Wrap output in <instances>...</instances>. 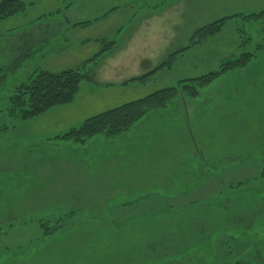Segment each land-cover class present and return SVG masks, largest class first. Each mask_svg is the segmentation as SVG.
Here are the masks:
<instances>
[{"label":"rangeland","instance_id":"1","mask_svg":"<svg viewBox=\"0 0 264 264\" xmlns=\"http://www.w3.org/2000/svg\"><path fill=\"white\" fill-rule=\"evenodd\" d=\"M24 1L26 10L0 19V264H264V116H258L264 107L251 101L264 100V11L250 12L255 18H227L222 31L203 46L192 45L185 54L179 48L171 69L132 87L137 88L133 93L147 96L179 86L241 52L254 54L248 65L262 63H254L258 74L246 75L254 80L235 83L232 71L231 79L226 77L228 71L195 96L180 91L166 107L149 109L144 127V116L136 121L131 128L139 127L142 134L159 122L164 126L156 132L166 133L170 124V134L160 138L157 149L170 158L163 156L146 172L171 186L130 187L124 177L92 185L89 169L107 148L122 149L126 133L78 143L60 135L83 121L56 130L62 118L87 105L84 87L72 107L55 106L28 119L9 115L8 106L18 86L37 70L77 67L85 50L111 43L114 53L128 43L123 17L145 9L141 4L148 0ZM162 1L164 29L177 19L183 34L193 21L188 0ZM216 15L201 21L194 15L191 28L195 32L218 20ZM66 20L88 27L72 30ZM81 38L87 39L83 45ZM218 82L225 83L219 91ZM211 98L224 101L209 112ZM175 117L192 128L195 142L181 138L184 126L176 125ZM135 134L140 136L137 129ZM118 165V158L104 157L100 175L122 176ZM121 181L125 186H116Z\"/></svg>","mask_w":264,"mask_h":264},{"label":"crops","instance_id":"2","mask_svg":"<svg viewBox=\"0 0 264 264\" xmlns=\"http://www.w3.org/2000/svg\"><path fill=\"white\" fill-rule=\"evenodd\" d=\"M175 1H172L171 3L167 4L169 5V7L166 10L172 9L173 3ZM162 2H163L162 0H148L147 3L145 2L144 6H142L141 4V7L145 9L138 8L136 12L130 14L128 13L129 17H125V18L123 17V21L125 22L123 27L129 25L128 26L129 42L123 43L122 45L118 46V48L115 50L114 53L110 52V50L105 52L104 55L99 60H96V62L91 63L90 66H88V69L94 76V81H88V80L82 81L74 101L65 106L72 107L75 104V101H77L79 95L81 94L82 87H84L87 92V95L84 96L87 97L86 100L87 105L82 109L75 110L73 116L66 118L65 121L64 118H62L60 120V124H58V126L60 127H58L56 130H64V131L68 130V126L71 127L75 126L73 125V122H75L74 124L78 125V123L80 124L82 121L93 115L120 106L126 102L144 97L145 95H140V93H133L137 91L134 90L137 88L132 89V87H136L137 85H141L145 83H139V82L126 83L130 78L153 71L155 68L159 66V64L162 62V59L164 60L171 53L177 52L179 48H183L180 50H182L183 54H185L192 47V45L193 47L203 46L205 43L208 42L209 39H211L216 35L215 34L207 37L199 44H191L190 46L188 45L187 47H185L187 45L185 44L183 47H180V43L183 44L184 42L188 43L190 36L192 35V33H194V27L191 28V24L194 21L195 16L198 18L199 21H201L207 18H209V20H212L210 19L212 14L213 15L217 14L216 16H219L214 18L221 19L224 17H232V16L243 17V15H247L250 12L264 11V0H218V1L188 0L187 5L191 12V15H193L191 19L193 21H190L189 28H185V30H183V34L180 35L179 25H178L179 22L177 19L171 18L168 28L164 29V26L167 25L166 24L164 25V19H162V7H163ZM136 19L138 20V23L133 24ZM72 22L75 23L76 21H72ZM72 22H70V20H66V24H67L66 26H68L72 30L76 29L79 26L84 29L88 27V25H84V26L73 25ZM121 24L120 22H118L117 27H120ZM93 26L98 27L99 24L90 25V27ZM86 40H87L86 38H81L80 41L82 42V45L86 42ZM148 44H150L151 46ZM147 46H149L148 48L149 50H147ZM101 49L100 47H98V51H92L90 49L87 51L85 50L84 54L86 53V55L84 57L79 56L81 57V59L78 61L79 64L89 59L90 58L89 56L94 52L98 53ZM234 52H236V50H234ZM177 53H181V51ZM177 53H175V55ZM175 55L173 56L171 62H173L174 57L177 56ZM229 56L227 57V59H229ZM254 63H256L258 67L262 64V63L260 64V62L253 61L252 63L253 65L250 64L246 68L232 71V73L235 74V80H234L235 83L239 79L244 80L243 83H245L246 77L254 80L252 76L254 74H258L256 73L258 67L257 66L255 67ZM172 67L173 64L171 63L169 66L160 68L159 71L165 68L171 69ZM65 68H69V67H65ZM157 71L152 73L150 76L152 77L153 75H156L159 72ZM210 72L212 71H209V73ZM232 73L229 72V74H227L226 77H228V79H231L232 76L230 75H232ZM247 74H253V75L246 76ZM187 78H196V77H187ZM221 80L222 78H220L219 81ZM219 83L220 82H218V84ZM224 86L225 83L219 84L217 90L218 91L221 90ZM100 93H103L101 96H99L102 99L95 101L94 99ZM223 101L224 100L211 98L210 100L211 103L208 105L210 108L209 112L212 109L215 108L217 109V106L220 105ZM251 101L252 103H256L255 107L257 108L264 107V100H255V101L251 100ZM54 109H52L51 111H53ZM259 111L260 112L258 113V116L259 115L264 116V111L261 110ZM209 112H205V114L207 115ZM45 115H47V113ZM175 118L176 119H174L173 121L176 122V125L179 122L182 124V127L184 126L183 135H182L184 137L181 138L191 137L193 142H195V136H193L194 133L192 128L190 127L187 128V123L179 121L181 119H178V117ZM146 119H147V115L144 118V120L140 122L141 123L140 126L142 125L141 128L146 125ZM57 120L58 118L53 121L54 126ZM197 120L198 119H196V122ZM189 125H192V123H189ZM162 126H164V123L161 122L154 124V127L150 126L151 128L149 130L150 132H145L143 134L140 133L139 127L137 126L129 129L126 132H123L126 133L124 136V141L128 140L127 143H123V148L117 149L116 147H113L114 151H112L110 148L109 149L107 148V151L104 154L100 155V157L97 158L94 162H92L91 165L89 166L92 176V185H94L95 182H100V181H103V185H105L106 184L105 182L108 183L109 181H115L116 179L124 177L123 180L126 182L125 185H130V187H144L149 184H157V183L158 186H164V185L171 186L168 184H164V182L160 183L159 182L160 179H157L146 172L147 170H149L148 167L162 163L163 156H165L166 158H170V156L168 155L157 153V149L160 147L159 144L160 138L162 136L166 138V136L170 134L169 130L171 129L170 124L166 123V127H167L166 133L156 132L157 130L161 131L160 128ZM152 128L155 129L154 131L155 133L153 132L151 134L153 130ZM133 129L134 132L132 133ZM136 129L138 134H140V136L135 134ZM134 135L138 137L135 138L133 137ZM152 136L153 137L155 136V139H152ZM120 142L122 143V140ZM115 143H119V142H115ZM163 145L164 147L170 146L168 142H164ZM194 145L195 144L193 143V146H191L192 151L194 150ZM75 148L77 151L78 149L77 146H75ZM111 156H114L120 160V163L122 165L116 166L115 169L116 171L119 170V172L122 171V176L121 174L108 175L106 177L100 175V165L104 157L107 158ZM164 168L165 169H161V170H167L166 167ZM173 170H175V168L173 169V167H171V172H173ZM173 173H171L172 178L174 177ZM120 185H122V187L125 186L123 181L119 182L118 185L116 186H120Z\"/></svg>","mask_w":264,"mask_h":264},{"label":"trees","instance_id":"3","mask_svg":"<svg viewBox=\"0 0 264 264\" xmlns=\"http://www.w3.org/2000/svg\"><path fill=\"white\" fill-rule=\"evenodd\" d=\"M24 10H26L24 0H2L0 2V19L14 16ZM256 16L257 14L243 15L245 18H255ZM227 18L230 17L218 19L196 30L190 39L189 46L219 32ZM79 25L82 24L79 23ZM110 47L111 43L104 45L100 52L80 63L77 67L67 68L58 72L44 69L37 70L30 76L29 81L22 82L18 86L17 91L11 96L8 106L9 115L28 119L52 107L73 102L81 82L84 80L94 81L93 74L86 68L88 63L97 60ZM175 53L168 55L155 70L133 77L126 83H145L152 73L160 68L169 66ZM253 55L252 52H241L238 56L226 60L218 69L208 74L197 78L184 79L180 81L179 86L156 90L143 98L126 102L91 116L79 126L61 134L60 138L79 143L85 142L96 135L111 137L125 132L142 118L149 109L166 107L174 101L180 91L195 96L201 88L221 77L224 73L245 68L249 61L252 60Z\"/></svg>","mask_w":264,"mask_h":264}]
</instances>
